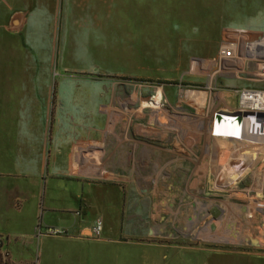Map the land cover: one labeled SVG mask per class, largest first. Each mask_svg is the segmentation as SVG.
Returning a JSON list of instances; mask_svg holds the SVG:
<instances>
[{"label": "crops", "instance_id": "obj_1", "mask_svg": "<svg viewBox=\"0 0 264 264\" xmlns=\"http://www.w3.org/2000/svg\"><path fill=\"white\" fill-rule=\"evenodd\" d=\"M21 11L25 13L21 24L11 27L13 16ZM31 12L15 10L0 26L17 30ZM7 76H0V82L14 81ZM43 77V81L28 80L24 74L17 78V83L46 84L43 96L21 100L24 109L17 111L26 119L39 114L40 134L30 136L36 118H28L21 143L22 169L0 173V236L12 261L32 264L31 247L37 242L45 264L53 255L89 264L88 246L92 252L96 242L116 240L104 236L108 216L124 242L137 238L157 246L193 240L264 247V144L236 143L216 135L213 115L237 108L228 104L225 91L219 99L206 92L203 113L193 114L191 100L196 99L189 96L183 102L180 96L174 102L167 96L171 109H153L143 107L141 85L119 90L116 85H79ZM60 83L68 85H62L67 90L59 92ZM8 102L2 103L6 114ZM211 106L215 109L210 111ZM244 171L254 183L256 176L261 177L257 185L243 189L245 199L234 192L238 186L230 194L218 187L219 180ZM19 176L27 182H7ZM220 195L223 199H218ZM95 208L97 215L89 218ZM216 213L220 215L214 219ZM98 219L103 220V230L95 237ZM51 227L64 233L52 235ZM56 245L59 253L53 252Z\"/></svg>", "mask_w": 264, "mask_h": 264}, {"label": "rangeland", "instance_id": "obj_2", "mask_svg": "<svg viewBox=\"0 0 264 264\" xmlns=\"http://www.w3.org/2000/svg\"><path fill=\"white\" fill-rule=\"evenodd\" d=\"M29 8L32 12L24 26L12 32L0 26V76L8 75L6 78L14 80L0 82V173L22 169L21 143L28 118H36L28 131L30 136L40 134L39 114L26 119L17 111L24 109L21 100L43 96L42 87L46 84L17 83L23 74L28 80L39 77L37 80L43 81L46 76L54 82L72 80L79 85H116L119 90L126 85H141L143 107L153 109L162 108L159 105L165 101L162 97L174 102L180 96L183 102L189 96L196 99V103L191 100L193 114L203 113L202 96L206 92L221 97L225 91L228 104L237 107L239 99L234 87H264V83L249 82L237 74L217 73L219 64L215 61L222 43L230 37L236 39L238 33L247 31L257 36L264 31V0H2L0 20L5 17L0 24L4 25L13 11ZM209 84L216 89L207 90ZM62 85L59 92L67 90ZM6 99L10 107L8 114L2 104ZM211 122L214 123L213 118ZM247 172L219 180L223 185L218 181V187L224 194H230L238 186L234 192L245 199L243 189L257 185L261 179L256 176L254 183ZM7 182L27 181L19 176ZM218 199L223 198L220 195ZM97 212V208L92 210L89 218H94ZM112 224L108 216L104 236H114L116 240L96 242L92 252L88 246L89 264H264L263 255L228 251L261 253L263 244L259 249H252L251 245L239 242L202 241L199 244L193 240L176 243L169 240L172 243H161V246L138 242L137 238L124 242ZM31 248L32 264H45L39 258V244L35 242ZM78 248H72L73 254L78 253ZM53 252L59 253L57 245ZM72 259L53 255L46 264H73Z\"/></svg>", "mask_w": 264, "mask_h": 264}, {"label": "built area", "instance_id": "obj_3", "mask_svg": "<svg viewBox=\"0 0 264 264\" xmlns=\"http://www.w3.org/2000/svg\"><path fill=\"white\" fill-rule=\"evenodd\" d=\"M245 33V37L229 38L222 43L219 56L215 60L219 64L217 73L237 74L238 78L243 80L264 83V31L257 36L252 35L250 31ZM206 88L210 91L216 89L210 84ZM233 90L239 98V105L233 112L215 113L213 124L216 135L236 143L248 144L253 140H262L261 144H264V87L250 85L234 87ZM102 230L103 220L98 219L93 227V235L99 237ZM48 232L52 235L64 233L53 227L49 228ZM0 247L4 249L2 236Z\"/></svg>", "mask_w": 264, "mask_h": 264}, {"label": "trees", "instance_id": "obj_4", "mask_svg": "<svg viewBox=\"0 0 264 264\" xmlns=\"http://www.w3.org/2000/svg\"><path fill=\"white\" fill-rule=\"evenodd\" d=\"M0 264H25L20 262L12 261L9 258V255L3 251V249L0 247Z\"/></svg>", "mask_w": 264, "mask_h": 264}, {"label": "water", "instance_id": "obj_5", "mask_svg": "<svg viewBox=\"0 0 264 264\" xmlns=\"http://www.w3.org/2000/svg\"><path fill=\"white\" fill-rule=\"evenodd\" d=\"M24 12H17L14 16H13V18H12V21H11V24H10V26L11 27H18L20 24H21V22H22V16H24Z\"/></svg>", "mask_w": 264, "mask_h": 264}, {"label": "flooded vegetation", "instance_id": "obj_6", "mask_svg": "<svg viewBox=\"0 0 264 264\" xmlns=\"http://www.w3.org/2000/svg\"><path fill=\"white\" fill-rule=\"evenodd\" d=\"M162 98H163L165 101L162 100V101L159 103L160 107L171 109V106H169V101H168V99L165 98V97H162ZM219 215H220V213L215 214L214 219H215V217L218 218ZM179 241H180V240H175L174 242L176 243V242H179Z\"/></svg>", "mask_w": 264, "mask_h": 264}, {"label": "bare ground", "instance_id": "obj_7", "mask_svg": "<svg viewBox=\"0 0 264 264\" xmlns=\"http://www.w3.org/2000/svg\"><path fill=\"white\" fill-rule=\"evenodd\" d=\"M157 97V96H156ZM159 97H160V94H159Z\"/></svg>", "mask_w": 264, "mask_h": 264}]
</instances>
